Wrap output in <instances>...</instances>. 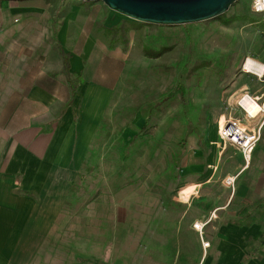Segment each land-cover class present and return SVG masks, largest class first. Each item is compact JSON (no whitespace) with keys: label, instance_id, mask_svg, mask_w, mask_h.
I'll return each mask as SVG.
<instances>
[{"label":"rangeland","instance_id":"rangeland-1","mask_svg":"<svg viewBox=\"0 0 264 264\" xmlns=\"http://www.w3.org/2000/svg\"><path fill=\"white\" fill-rule=\"evenodd\" d=\"M251 1L239 0L223 16L224 21L238 19L229 26L218 19L172 27L143 24L126 33V47L122 31L112 44L106 30L130 20L102 2L0 1L2 49L9 50L13 41L28 36L40 42V49L24 52L42 55L45 44L51 43L53 54L63 50L70 56L74 74V38L82 42L85 37L88 42L93 37L97 46L83 61L93 78L98 70L115 72L116 62L99 52L98 42L125 60L117 63L114 83L92 85L81 112L73 113V123L79 117L84 128L87 124L95 128V134L70 186L66 231L57 233L58 241L40 257L46 264H162L165 232L196 229L201 223L195 220L205 219L215 209V219L206 229L246 223L253 228L250 224L255 222L264 230V197L254 199L264 187V141L259 156L253 152L242 171L239 151L218 139L222 116L239 119L249 128L263 125L264 138V115L248 120L238 106L244 96L264 103V74L244 70L248 59L264 64V14L253 13ZM66 26L68 40L62 47L58 35ZM145 48L161 54L149 57ZM180 83L186 89V105L180 95L163 103ZM183 140L187 145L181 151L177 143ZM196 151L203 155L201 164L216 165L217 173L198 191L196 200L184 205V200L176 199L185 185L180 174ZM230 176L235 180L232 185L227 184ZM243 186L249 188L246 197L235 194L228 200L230 192Z\"/></svg>","mask_w":264,"mask_h":264},{"label":"crops","instance_id":"crops-1","mask_svg":"<svg viewBox=\"0 0 264 264\" xmlns=\"http://www.w3.org/2000/svg\"><path fill=\"white\" fill-rule=\"evenodd\" d=\"M67 35L68 26L58 35L62 47ZM74 40L73 73L81 76L84 83L80 84L71 108H68L71 89L63 70V58L59 51L53 54L51 43L45 44L44 54L35 55L24 52L40 49V42L28 36L13 41L9 50L1 48L4 42L0 40V264L47 263L40 257L58 241L56 234L62 229L66 231L64 210L70 186L82 166L84 149L95 134V128L88 124L84 128L79 117L77 124L73 123V113L81 112L92 85L114 83L119 70L117 63L124 60L120 53H108L98 42L99 52L116 62L115 72L108 75L98 70L93 78L85 72L83 61L93 53L94 38L88 42L85 37L82 42L78 37ZM96 59L102 61L103 57ZM38 64L41 69L37 70L34 67ZM260 126L262 130L263 125ZM262 141L264 138L254 151L257 156ZM194 155L180 174L185 185L176 199L184 200V205L196 200L198 191L209 185L217 173L216 165L207 163L206 168L201 164V152ZM205 155L210 157L207 152ZM247 167L244 163L242 171ZM203 173L207 174L202 176ZM248 193V186L237 192L234 189L228 200L235 194L246 197ZM258 197H264V187L254 199ZM216 210L210 211L205 219L195 220L206 224L203 230L191 227L167 230L163 235L162 264H264V230L260 224L251 223L253 228L246 223L242 227L206 229L214 221ZM201 236L209 247L202 245Z\"/></svg>","mask_w":264,"mask_h":264},{"label":"water","instance_id":"water-1","mask_svg":"<svg viewBox=\"0 0 264 264\" xmlns=\"http://www.w3.org/2000/svg\"><path fill=\"white\" fill-rule=\"evenodd\" d=\"M27 1V0H0ZM102 2L130 21L150 26H186L217 19L239 0H78Z\"/></svg>","mask_w":264,"mask_h":264},{"label":"built area","instance_id":"built-area-1","mask_svg":"<svg viewBox=\"0 0 264 264\" xmlns=\"http://www.w3.org/2000/svg\"><path fill=\"white\" fill-rule=\"evenodd\" d=\"M251 10L257 15L264 14V0H252ZM14 22L19 23V20L16 19ZM245 97L249 96H244L238 103V106L246 114L248 120H254L241 103ZM254 100L259 103L257 99ZM260 105L263 108L260 114H264V103ZM261 128L262 127L260 125L249 128L247 125H244L241 120L229 117L225 118L223 123L221 120L219 121L218 138L221 142H223V144H229L235 147L241 153L245 165L249 166L252 161L253 152L258 147V144L262 138ZM234 182L235 180L232 182V184ZM204 227L205 225H202V227L199 229L198 225H195V228L199 230L203 229ZM209 245V243H206L203 246L207 248Z\"/></svg>","mask_w":264,"mask_h":264},{"label":"trees","instance_id":"trees-1","mask_svg":"<svg viewBox=\"0 0 264 264\" xmlns=\"http://www.w3.org/2000/svg\"><path fill=\"white\" fill-rule=\"evenodd\" d=\"M217 19L222 21L224 26H229L230 24H232V22L238 20L236 18H233L231 20L229 19V20H225L224 21L223 16L219 17ZM142 25L143 24H139V23L133 22V21H123V22H121L120 25L113 27V29L111 28V29L106 30V33L113 38L112 44L113 43L115 44V43H117L119 41L118 40L119 32L122 31L125 34L122 44L124 45V47H126L128 45V40L125 39V36H127L126 33L129 32V31H136ZM148 26H150V25H148ZM144 53H145V55H147L149 57H152V58H157L161 54V52L156 53L155 51L149 50L148 48H145ZM61 56L63 58L64 73L68 77V83H69L70 89H71V97H72L71 98V102H73V100L75 99V97L78 94V89L80 87V84L83 83V79L81 78V76H76V74H72L71 73L70 56L68 54H66L63 50H61ZM185 90L186 89H185V86L183 84H181V83L178 84L177 87H176L175 92L170 94V95H168V97L165 100H163V103L169 101L170 99H172L176 95H180L183 105H186V103H185V101H186V99H185L186 93L185 92L186 91ZM135 138L137 139L138 136H135ZM186 143H187L186 140H183L182 142H180L179 148H180L181 151L185 149V147L187 145ZM250 218H251V215L249 216V219ZM262 246H264V238L262 239Z\"/></svg>","mask_w":264,"mask_h":264},{"label":"bare ground","instance_id":"bare-ground-1","mask_svg":"<svg viewBox=\"0 0 264 264\" xmlns=\"http://www.w3.org/2000/svg\"><path fill=\"white\" fill-rule=\"evenodd\" d=\"M244 70L247 73L262 77L264 74V64L254 61L252 59H248L247 62L245 63ZM241 103L253 119L258 118L261 111L263 110L262 106L251 97H245ZM224 119L225 117L222 116L221 117L222 123ZM233 181H234V177H230L227 181V184L231 185ZM198 227L200 229L202 225L199 224Z\"/></svg>","mask_w":264,"mask_h":264}]
</instances>
